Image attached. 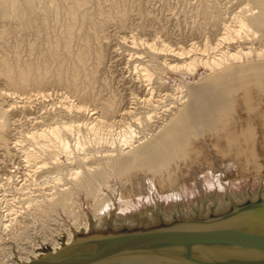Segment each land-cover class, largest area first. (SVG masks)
<instances>
[{"label": "rangeland", "instance_id": "374dc122", "mask_svg": "<svg viewBox=\"0 0 264 264\" xmlns=\"http://www.w3.org/2000/svg\"><path fill=\"white\" fill-rule=\"evenodd\" d=\"M5 1L8 0H3ZM40 1L45 0L35 1V6L39 9L47 5L49 9H53L48 14L39 12V20L36 17L37 20L34 21L37 24L26 29L28 31H24L21 15L16 14L9 19L0 15V67L5 60L14 67H24L26 63L34 67L26 90L12 86L0 73V112L7 113L5 118L8 121L7 134L10 140L9 148L0 143V264L26 263L27 259H33L34 254L42 253L43 248L53 251L54 246L69 241V233H72L73 241L75 234L88 232L91 228H133L157 224L160 220L169 223L175 218L208 216L212 212H222L232 204L264 198V94L255 92L252 95L242 86L239 97L235 99L237 102L234 101L236 114L230 112L227 113L228 116L224 115L228 119L236 115L238 127L227 129L226 126L220 145L223 156L217 157L214 154V160L213 151L208 153L201 146L196 149L194 161L190 162V170L196 167L194 172L198 180L201 179L203 188L197 187L198 180L184 173L178 174L180 177L182 175L181 181L171 169L165 173L167 175H162L163 180L155 174L150 175V178L142 174L138 179L135 177L134 182L129 177L126 178L128 181L125 178L122 180V177L112 178L110 185L103 189L102 195L108 196V201H112L110 210L103 218L95 215L94 202L86 197L84 190L75 187L77 191L72 196L74 206L71 212L78 217V227L73 225L74 217L68 210L64 211L62 207L48 209V195L62 188H74L85 173L83 168H79L78 162H73L75 157H92L94 159L91 158L90 161L94 162L97 157L107 155L105 142L102 141L98 146L93 133L90 132L88 136L87 132L90 130L85 127L86 122L93 121L94 117L90 115L95 107L101 109L106 103L115 101L122 108H130L136 98H141V92L152 86L155 100L162 102L158 110L159 117L166 118L173 112V107L181 105L186 91L212 75L210 67H206L207 60L213 57L219 59L223 54V61L227 58L224 68L264 61V29L261 31L251 28L253 31L246 33L243 32L245 30H239L238 24L248 14L262 11L264 5L248 0H87L88 4L79 13V16H88L83 25L81 16L73 18L63 13L60 14L61 18L56 16L60 7L72 6L73 0H46L47 3ZM70 24L75 25V28L68 33L67 26ZM227 27L232 31L227 32ZM227 35L232 37L228 38ZM149 45L154 46L158 53L153 51V54ZM172 50H183L182 60L173 58ZM81 52L85 53V62L79 65L74 62V55ZM228 54L236 55L238 64L233 63L234 58L229 59ZM176 65H179L178 69ZM146 68L149 69L150 80L142 78L144 72L141 69ZM59 69L63 70L62 81L57 79ZM36 73L45 75L44 82L38 86L34 83L39 75ZM77 73L79 77L75 76ZM86 74L91 75L89 81L84 78ZM74 79L78 81L77 89L68 84ZM11 95L14 98L9 97ZM66 106L72 110L68 111ZM78 107H82L81 113L78 112ZM64 123L76 126L73 137L70 132L64 131V137L72 143L74 156L63 154L59 143L53 139L50 140L54 142L49 139L40 141L41 146L29 141L33 132L55 125L62 127ZM77 125L81 127V132L76 135ZM18 139L23 144L14 148L12 145ZM81 140L85 143H82L83 148L85 145L84 151L81 146H77L79 142L81 144ZM51 143L58 146L53 147ZM208 143L211 146L212 138H208ZM55 147H59L56 148L57 151ZM20 148L22 151L25 149L37 153L40 158L33 159L38 162L34 160L27 165L22 159L24 157ZM45 151L52 152L56 157ZM98 151L99 155L91 156ZM42 161L46 164L45 167ZM168 180H172V187L176 189L175 198ZM150 182L152 185L148 188ZM23 184L27 188L18 191L17 188ZM180 188H186V196ZM126 198L130 202L128 210L123 209ZM38 205L42 206V210H39ZM85 224H88V229ZM63 225L69 229L60 233ZM143 262L145 261H132L128 264Z\"/></svg>", "mask_w": 264, "mask_h": 264}, {"label": "bare ground", "instance_id": "6f19581e", "mask_svg": "<svg viewBox=\"0 0 264 264\" xmlns=\"http://www.w3.org/2000/svg\"><path fill=\"white\" fill-rule=\"evenodd\" d=\"M35 1L36 0H8V1L3 2V0H0V15L3 18H8V19L10 17H13V15H16V14L21 15L22 26L25 28L24 29V31H25L26 29L30 28L33 24L34 25L37 24V23H34V21H35L36 17H37V19L39 18L37 16V14L39 12H46L48 14L53 9V8L49 9L48 5H47L48 8L45 7V8L39 9L38 7L35 6ZM45 1H43V2H45ZM248 1L256 2V3L258 2V3H260V5L261 4L264 5V0H248ZM43 2H41V3H43ZM73 2L74 3L72 6L60 7L56 11V16L58 15L60 17V14L63 13V14H66L70 17H73V18L80 17L81 15L79 16V13L86 6V4H88L87 3L88 1L87 0H73ZM45 3H47V2H45ZM91 3H92V1H91ZM49 4H51V3H49ZM67 5H68V3H67ZM251 5H252V3H251ZM252 10H254V9H252ZM248 15L246 18L243 15V17L245 19H242V18H241V20L239 19L240 20L238 22L239 28H240L239 30L240 31L245 30L243 32H246V31L248 32V31H253L251 29V28H253V29H257V30L262 31L264 29V8L259 13L256 12V14H255V12H253V13H251V15H249V16ZM46 16H49V15H46ZM41 17H42V15H41ZM59 17H57V18L59 19ZM62 17H63V15H62ZM87 17L81 16V22L83 23V25L86 22ZM107 17L109 18V16H107ZM55 19H49V20L55 21ZM75 20L76 19H74L73 21H75ZM103 20H107V18L103 19ZM236 20H237V18H236ZM67 21H68V19H67ZM107 21H109V20H107ZM57 22L59 23V20ZM105 24H107V23L105 22ZM20 25H21V22H20ZM58 26H59V24H58ZM62 26H64V25L62 24ZM74 28H75V25H73V24L68 25L67 26V32L71 33L74 30ZM227 28H228L227 32H230L231 29H229V27H227ZM26 31H28V30H26ZM240 31H236V32H240ZM233 32H235V31H233ZM250 33H253V32H250ZM68 36H70V35H68ZM226 37L230 38L232 36L229 37V35H227ZM255 39H257V37ZM147 43L148 42H146V44ZM133 45H135V44H133ZM146 46H148V45H146ZM205 47H206V45H205ZM57 48H59V47H57ZM149 48L152 51V53H153V51H155L154 46L149 45ZM80 49H82V48H80ZM78 51H80V50H78ZM152 53H150V54L153 55L154 53L153 54ZM156 53H158V52H156ZM172 53H173L172 57L177 59V60H180L181 57L183 56V50H179V51L178 50L177 51L172 50ZM184 53H185V51H184ZM101 54H102V52H101ZM160 54H161V52H160ZM84 55H85V53H82V52L75 54L74 55L75 56L74 62H76L79 65L84 64V62H85ZM228 55H229V59H232V58H234V60H235V58L238 59V57L236 55H233V54H228ZM222 56H223V54H222ZM222 56L219 59L214 58L212 56L213 57V59L211 58L212 60L210 59V60L206 61V67L208 66L207 67L208 69L210 67V69L212 71V75L209 73L211 76L206 78L204 81L202 80L203 82H201L200 84L198 83V85H196V86L193 85V87L190 86L191 88L188 91H186L187 93H186L185 98L181 99L182 100L181 105L179 106V104L177 103L178 107L177 106H175L176 108L173 107V109H174L173 112H171V114L168 115L166 118H165V116L163 118L159 117L160 113H158L159 112L158 110H159L162 102L155 100V98H154V91L155 90L152 86L150 88H147V90L144 89L141 92V94L139 93L141 98H136L135 102L133 101L134 103H132L133 106L130 108L129 107H123L122 108L121 105H116L115 101H113V102L106 103L105 105H103L101 107V109H97L95 107V109L93 110L94 112L91 113V115H90V113H88V115H90L91 117H94L93 121H91L90 123L86 122V124H85L86 129L90 130L89 132H87L88 136H89V134H91L90 132H92L98 146L102 144V141H104L105 142L104 144L107 145V148L105 149V152L107 155H103L102 158L97 157L94 160V162L90 161L92 157L91 158L86 157L84 159H78L75 157L73 162H75V163L78 162L79 168H83L85 170V173L81 176V179L78 180L79 182L77 184H75L76 186L74 185V188H70V189L69 188L68 189L62 188V190H59L53 194L48 195V198L50 199L48 209L54 210L57 207H62L64 211L68 210L74 217V219L72 221L73 225L78 227V224H77V220H78L77 218L78 217L76 218V215H75L76 213L74 214L71 211L73 210V206H74L73 205L74 202L72 203V198H73L72 196L75 193V191H77L76 189L79 187H81V190H84L83 192H85L86 197L93 200L94 206H95V212H96L95 215L98 217L99 216L102 217L106 214V212L108 210H110V207H111L112 201L111 200L108 201V199H109V198L107 199L108 196L105 197L102 194L104 193L103 189L107 188L108 185H110L109 183H111L110 180L112 178L114 179L116 177L117 178L122 177L121 179L123 180V178L126 179L127 177H129L131 179V182H134L135 177H137V179H138V177H141L142 174L145 176H149V178H150V175L155 174L156 176H158V178L160 177L161 180H163L162 175H164L165 173H167L171 169H173L176 172L177 177L181 181H182V178H181L182 175L180 177L178 174H183V173H184V175H186V176L189 175L190 178L197 181L198 177L194 172V171H196L195 170L196 167L194 166V168H193L194 170H192V171L190 170L191 169L190 168L191 167L190 162L194 161L196 149L203 146V147H205V149L208 150V151L206 150L208 153L209 152L211 153L213 151L214 160L216 159L214 154L217 155V157L223 156L222 155L223 150L221 149L220 145H221V141H222V136L226 130V126H228L227 129L238 127V125H237L238 117L236 118V115L234 117H232L233 116L232 115L231 118H229V119L227 117H225L224 115H227V113H230V112L233 114L235 113L236 110L234 107V101H236L235 99L237 97H239V94L242 91V86L245 87V89H246L245 91H247V93H251L252 95L255 92H257L259 94L260 93L264 94V87H263L264 86V61L258 62V63H252V64L247 63L246 65L245 64H243V65H235L234 64L235 66L231 65V67L227 64L229 66V68H227V67L224 68V65H225L224 61H226L227 58H226V60L223 61V57L225 55L223 57ZM101 59H102V55H101ZM101 59H99V61ZM235 61L233 63L238 62L237 60H235ZM175 64H177V63H175ZM190 65H192V64H190ZM141 66H142V64H141ZM177 67L179 68V65L178 66L176 65V69H178ZM190 67L193 68V66H190ZM139 68H141V67H139ZM172 68L175 69L174 67H172ZM33 69H34L33 65L29 64V63H26L24 65V67H19V65L17 67H14L10 64V62L8 63L5 60V62H3L1 64L0 73L7 78L8 82L12 86L19 88L21 90H26L30 84V79H31V74L33 73ZM75 70L78 71V69H75ZM141 70H142V73L144 72V75H142L143 76L142 78L144 80H147V79L150 80L149 78L151 76L148 74L149 69L146 68V69H141ZM57 71H58L57 79H58V81H62L63 70L59 69ZM213 71H214V73H213ZM39 72L41 73V71H39ZM38 74L36 73V75H38ZM41 74H39L34 80V83L37 86L41 85L44 82L45 75H41ZM43 74H44V72H43ZM45 74H47V73H45ZM78 75H79V73H77L75 76L79 77ZM46 76H49V75L47 74ZM84 78L86 79V81H89L91 79V75L86 74ZM77 83H78V81L76 79L68 82L69 87H71L73 89L78 88ZM150 85H148V86H150ZM75 92H77V90ZM18 95L20 96L21 94L18 93ZM16 96H17V92H16L15 97ZM19 96L17 98L20 99ZM9 97L14 98V96H12V95ZM167 97H168V95H167ZM28 99H29V97H28ZM183 100H186V101L183 102ZM65 108H67L68 111L72 110L71 107L68 108L66 106ZM5 110L6 109H4V111ZM82 110H83L82 107H78V112L81 113ZM165 111L168 112V110H165ZM5 114H7L6 111L4 114L0 112V120H1L0 121V143L4 147L9 148L10 140H9L8 134H7L8 133V121H6ZM165 115H166V113H165ZM45 121H47V120H45ZM82 123L84 126V122H82ZM46 124L47 123H44V125H46ZM39 125H41V124H39ZM42 126H40V127H42ZM44 128H45V130L43 129L41 131H36L35 133L33 132L30 135V137L28 136L30 138L29 141L35 142V145L37 144L39 146L40 141H43L44 139H49V140L53 139L59 143L60 148L64 151L63 154L66 153L69 157L74 154L73 153L74 151H73V148L71 145L72 143H70L69 140L66 137H64V131H66L68 133L70 132L69 134L72 135V133L75 132L74 130L76 129V126H73L69 123H64L62 125V127L59 125H55V127L53 126L49 129H47L46 127H44ZM80 128L81 127L77 125L78 131L75 133L76 135H77V133L80 134V132H81ZM248 134H250V133H248ZM28 135H29V133H28ZM73 136L74 135H72V137ZM208 138H212L211 146H209ZM78 139H79V137H78ZM91 139H89V141ZM49 140H48V143H49ZM53 140H50V142H54ZM15 142L16 143L14 145H12L14 148H18L21 146L20 144H23L22 141H19V139H18V141H15ZM82 143H83V141L81 142V144H80V142H79V144L77 142V144H78L77 146L78 147L81 146V148H83ZM52 144H53V147L58 146V145H54L55 143H51V145ZM83 144H85V143H83ZM97 145H96V147H97ZM75 146H76V143H75ZM22 148H24V147H22ZM22 148H20L19 151H22ZM35 148H39V147H35ZM56 148H59V147H55V150L57 151ZM84 148H85V145H84ZM84 148H83V151H84ZM39 149H41V148H39ZM43 149H45V147H43ZM23 150L24 151H22V154H23L24 158H22V159L25 160L27 165L31 164V162H33L34 160L37 161V159H33V158H40L37 155V153L35 154V153L30 152V151L25 150V149H23ZM50 150H51V148H50ZM77 150L78 149L76 148V151ZM126 150H128V151H126ZM13 151H15V150H13ZM45 152L48 154H51V155L53 154L52 152H47V151H45ZM96 153L92 154V155L90 153L89 155L97 156V155H99L98 153H100V151H98ZM43 156H44V153H43ZM53 157H56V155ZM92 159H94V158H92ZM42 160L44 161V159H42ZM36 165H38V163ZM43 165L45 167L46 164L44 163ZM42 168L43 167H41L40 169H42ZM165 175H167V174H165ZM158 178H157V180H158ZM185 178H187V177H185ZM126 181H128V179H126ZM197 182H198L197 187L203 188V183H202L201 179H199ZM168 184H170V187L172 190V195L174 197V194H175L174 191L176 189L174 190L172 187V180H168ZM148 185H149L148 188H150L152 185L151 182ZM24 186H25L24 184L21 185L19 188H17V190L20 192L23 191L25 188H27ZM75 187H77V188L75 189ZM180 189L182 190V194H184L186 196V194H187L186 190H185L186 188H183V189L180 188ZM145 191H146V189H145ZM121 196H123V195H121ZM127 198H126L127 201H125V203L123 204V209L124 208L127 209L130 206V202H128L129 201L128 199H130V198H128V199ZM37 207L39 208V210H42V209H40L42 206L38 205ZM119 211H121V210H119ZM46 213H48V212H46ZM260 216H261L260 214L256 215L255 213L241 214L237 218H234V219H231L229 221L222 223L223 225H221V226H227L230 228H237V229H241V230H245V231H249V232H254L256 234H263L264 235V223H263V221H261L262 217H260ZM57 219L58 218H56V220ZM56 220H53V221L56 222ZM58 221H60V220H58ZM56 223H58V222H56ZM61 227H62V230H59L60 233L62 231H66L67 229H69V228L65 227L64 225ZM85 228L88 229V224H85ZM57 232H56V234H58ZM69 236H70L69 241H67V243L65 245L72 244L71 243L72 236H73L72 233H69ZM54 247L55 248L53 249V252L56 253L61 249L62 246L57 245ZM44 249L45 248H43V250ZM221 251H224V250H221ZM227 252L229 253V251H227ZM227 252L225 254H224V252H222V254H220L222 256V260L233 261L234 259L237 258V257H234L236 254L231 255V254H228ZM233 253H238V252H233ZM42 255H43L42 253L34 254L33 259L40 258V257H42ZM33 259H27V261H25V262L26 263L30 262ZM245 259L246 260L240 259V260H236L234 262L240 263V264H243L244 262H248L249 264H260L261 262H259V261H262V260H255L254 256H251V257L247 256V257H245ZM153 260L154 259H152V261ZM155 260L157 261V263ZM155 260L153 261L154 262L153 264L177 263L175 260L173 261L172 259H171L172 261H168L170 259H155ZM125 261L127 262V264L129 262H131L130 260H125ZM257 262H259V263H257ZM142 264H147V262H143ZM183 264H195V263L192 261H186V263H183Z\"/></svg>", "mask_w": 264, "mask_h": 264}, {"label": "water", "instance_id": "95a60500", "mask_svg": "<svg viewBox=\"0 0 264 264\" xmlns=\"http://www.w3.org/2000/svg\"><path fill=\"white\" fill-rule=\"evenodd\" d=\"M244 213L260 214L264 223V198L232 204L222 212H212L208 216L175 218L169 223L160 220L157 224L133 228H91L88 232L75 234L72 244L61 243L58 252L45 248L42 257L22 264H118L126 263L125 260L153 264L155 259L177 262L172 264L186 261L195 264H240L234 261L246 260L247 256H254L255 260H262L259 262L264 264L263 234L221 226ZM222 252L236 254L234 257L237 258L224 261L220 255Z\"/></svg>", "mask_w": 264, "mask_h": 264}]
</instances>
